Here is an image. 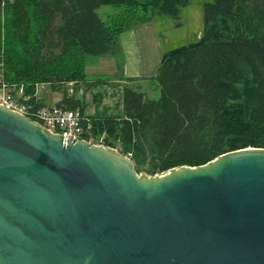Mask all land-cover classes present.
<instances>
[{"label": "water", "instance_id": "1", "mask_svg": "<svg viewBox=\"0 0 264 264\" xmlns=\"http://www.w3.org/2000/svg\"><path fill=\"white\" fill-rule=\"evenodd\" d=\"M0 264H264V148L144 177L0 107Z\"/></svg>", "mask_w": 264, "mask_h": 264}, {"label": "trees", "instance_id": "2", "mask_svg": "<svg viewBox=\"0 0 264 264\" xmlns=\"http://www.w3.org/2000/svg\"><path fill=\"white\" fill-rule=\"evenodd\" d=\"M179 3L185 0H0L4 78L32 95L45 83L61 94L56 106L85 115L79 92L109 83L87 77V57H114L121 74L120 34L177 14ZM108 5L117 11L104 21L97 10ZM203 23L200 39L165 51L155 74L143 78L158 85L157 99L139 83L123 86L119 114L90 116L93 139L130 154L138 174L264 148V0L205 3ZM66 62L73 68L64 74H43Z\"/></svg>", "mask_w": 264, "mask_h": 264}, {"label": "rangeland", "instance_id": "3", "mask_svg": "<svg viewBox=\"0 0 264 264\" xmlns=\"http://www.w3.org/2000/svg\"><path fill=\"white\" fill-rule=\"evenodd\" d=\"M212 1L213 0H185V3H179L177 14L155 16L152 21H150V24L155 27V31L160 39L162 50L164 52L176 47L187 45L188 43L195 42L200 39L204 27L203 5ZM116 11L117 8L113 5L102 6L97 10L100 18L104 21L107 20L108 15ZM2 50L3 49H0L1 56L3 55ZM87 58L93 59L95 57L89 56ZM68 68L72 69L73 67L70 66L69 62H66L60 66V69L48 68L43 71V74H64ZM31 71L32 70L23 72V74L27 75V73H30ZM84 73L86 74V61ZM104 78L109 81L107 85L99 86L97 88L90 89L89 91H81L78 94V97L81 98L82 104L84 105V114L88 117L96 116L101 113L110 115L119 114L121 109L123 86H130L134 88V86L139 83L141 85V89L144 90L149 98L157 99L160 96L158 85L151 79H141L139 82L132 83L130 81L127 82L126 79ZM71 87V84L68 85L69 91L71 90ZM38 95L46 105L56 104V102L61 98V94L59 92L52 91L46 86L38 90ZM102 147L114 149L121 153L116 148ZM139 175L151 177V175L145 172H140Z\"/></svg>", "mask_w": 264, "mask_h": 264}, {"label": "built area", "instance_id": "4", "mask_svg": "<svg viewBox=\"0 0 264 264\" xmlns=\"http://www.w3.org/2000/svg\"><path fill=\"white\" fill-rule=\"evenodd\" d=\"M44 86L48 85L36 84L33 95L26 93L22 84L4 78L0 64V107L25 116L47 132L61 136L64 142L86 141L91 145L103 146L100 139H93L90 117L55 104H44L38 95V90ZM40 102L43 105H39ZM127 156L130 157V154Z\"/></svg>", "mask_w": 264, "mask_h": 264}, {"label": "crops", "instance_id": "5", "mask_svg": "<svg viewBox=\"0 0 264 264\" xmlns=\"http://www.w3.org/2000/svg\"><path fill=\"white\" fill-rule=\"evenodd\" d=\"M119 43L122 52L120 56L123 72L117 73L114 57L87 58L86 74L88 78L90 76V79L106 77L126 79L127 81V78L143 79L155 74L164 51L155 27L150 22L139 24L122 32L119 36Z\"/></svg>", "mask_w": 264, "mask_h": 264}]
</instances>
